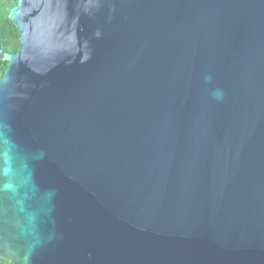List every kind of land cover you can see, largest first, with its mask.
<instances>
[{"label": "water", "instance_id": "95a60500", "mask_svg": "<svg viewBox=\"0 0 264 264\" xmlns=\"http://www.w3.org/2000/svg\"><path fill=\"white\" fill-rule=\"evenodd\" d=\"M0 50V260L264 264V0H17Z\"/></svg>", "mask_w": 264, "mask_h": 264}, {"label": "trees", "instance_id": "16d2710c", "mask_svg": "<svg viewBox=\"0 0 264 264\" xmlns=\"http://www.w3.org/2000/svg\"><path fill=\"white\" fill-rule=\"evenodd\" d=\"M17 3V0H0V50L7 54H15L19 49L17 30L8 20V13ZM6 62L0 60V77L6 69ZM0 264H8L1 261Z\"/></svg>", "mask_w": 264, "mask_h": 264}]
</instances>
